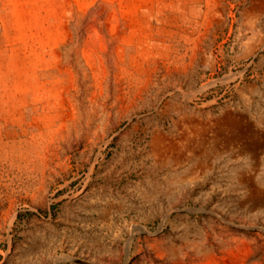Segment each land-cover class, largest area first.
<instances>
[{"label":"rangeland","instance_id":"374dc122","mask_svg":"<svg viewBox=\"0 0 264 264\" xmlns=\"http://www.w3.org/2000/svg\"><path fill=\"white\" fill-rule=\"evenodd\" d=\"M0 264H264V0H0Z\"/></svg>","mask_w":264,"mask_h":264}]
</instances>
